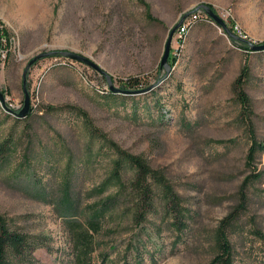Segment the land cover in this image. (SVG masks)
Masks as SVG:
<instances>
[{"label":"rangeland","instance_id":"374dc122","mask_svg":"<svg viewBox=\"0 0 264 264\" xmlns=\"http://www.w3.org/2000/svg\"><path fill=\"white\" fill-rule=\"evenodd\" d=\"M199 5L242 41L200 18L179 44L173 36L176 63L164 77L169 32ZM0 38V144L13 142L0 158V217L34 247L28 260L4 264H76L71 224L101 203L111 209L92 264H209L220 230L233 264H264V52L244 43L264 44V0H0ZM60 51L90 59L128 94L59 55L23 77L36 56ZM244 68L246 106L234 88ZM131 78L139 88H121ZM23 80L30 112L20 120ZM122 157L161 182L148 180L153 208L142 223L126 188L134 168L114 172ZM165 189L182 226L166 211Z\"/></svg>","mask_w":264,"mask_h":264},{"label":"trees","instance_id":"16d2710c","mask_svg":"<svg viewBox=\"0 0 264 264\" xmlns=\"http://www.w3.org/2000/svg\"><path fill=\"white\" fill-rule=\"evenodd\" d=\"M151 20L152 18L147 15ZM153 21V20H151ZM202 21V20H201ZM156 22V21H154ZM200 22V21H199ZM197 22L196 24H198ZM206 23H214L209 18L204 20ZM196 24L190 29V31L196 26ZM230 32L235 34L234 27L229 28ZM189 31V32H190ZM1 39V38H0ZM231 42H235L234 39H230ZM245 50L250 51L248 48ZM263 53V52H257ZM176 63V59L169 56L168 65L172 68ZM160 69V68H159ZM247 69L242 70L240 77L235 81L234 88L238 91L237 97L241 104H247L248 99L244 94L242 87L244 85V78H247ZM141 83L137 79L131 78L121 84V88L124 89H136L139 88ZM27 118V117H26ZM13 142L11 139H6L0 144V158H5L9 155L12 149ZM123 165L132 166L135 170V177L130 181L129 186L126 187L127 192L134 195L136 204L135 215L137 222L142 223L145 216L150 213L153 208V193L149 179L156 183H161L159 177L150 171L146 164L138 159H125L122 157L120 161L116 163V169L114 172L118 174L120 169H123ZM253 182L258 181L257 175L254 173L251 176ZM166 211L173 218H175L176 226H182V222L179 219H183L184 215L181 212L180 204L177 197L168 189H165ZM112 200V199H111ZM112 202V201H111ZM100 210L96 211L94 215L88 219L85 223H72V231L75 238L76 247V264H92V254L94 253L93 239L94 236L99 234L101 230V219L104 213L110 210V203H101ZM34 252L33 242L24 234L9 229V227L3 222L0 217V264L5 263L6 257L16 260H28ZM209 264H233L232 249L226 238L225 232L220 230L217 235V253L210 261Z\"/></svg>","mask_w":264,"mask_h":264},{"label":"water","instance_id":"95a60500","mask_svg":"<svg viewBox=\"0 0 264 264\" xmlns=\"http://www.w3.org/2000/svg\"><path fill=\"white\" fill-rule=\"evenodd\" d=\"M195 11H202L210 20H212L218 27H220L223 32L225 33L226 37L230 38V39H234L236 41H242L238 36L234 35L232 32H230V30L226 27L225 23L221 20L220 17H218L214 11L212 10L211 7L207 6V5H199L196 7ZM190 14L187 13L185 15H183L181 17V19L176 23V25L170 30L169 35L167 37L166 43H165V47H164V52L159 64V68L160 70H164L165 71V75L164 77H166V75H168L171 71V67L168 65V59L170 56V48H171V43H172V39L173 36L175 34V32L181 27L183 21L189 16ZM244 42V41H243ZM244 43L247 44V46L249 47L251 53H257V52H264V44H254L251 43L249 41H245ZM55 55H59L60 57L70 60V61H75L79 64H83L86 67L92 69L93 71H95L96 73H98L99 75H101L102 77L105 78L108 88L111 92L113 93H123V94H128V92H122V91H118L115 90L113 88V83H112V78L110 75H108L105 71H103L100 67H98L94 62H92L90 59L76 54V53H72V52H67V51H60V52H50V53H43L40 54L38 56H36L33 60H31L26 69L25 72L23 74V77L26 74V71L38 60L42 59V58H47L50 56H55ZM148 91L147 89L144 91H140L138 93H143ZM23 92H24V103H23V108L19 111V113H17L15 116L17 119H25L29 112H30V98L29 95L26 91L25 88V82L23 80ZM0 101L3 102V99L0 95Z\"/></svg>","mask_w":264,"mask_h":264},{"label":"built area","instance_id":"2783aa9c","mask_svg":"<svg viewBox=\"0 0 264 264\" xmlns=\"http://www.w3.org/2000/svg\"><path fill=\"white\" fill-rule=\"evenodd\" d=\"M202 11H195L192 14H190L182 23L181 27L175 32V41L177 44H179V39L182 38L183 31H186L187 26H188V21L192 20L193 18H208ZM235 32H237L236 29H234Z\"/></svg>","mask_w":264,"mask_h":264},{"label":"bare ground","instance_id":"6f19581e","mask_svg":"<svg viewBox=\"0 0 264 264\" xmlns=\"http://www.w3.org/2000/svg\"><path fill=\"white\" fill-rule=\"evenodd\" d=\"M205 19V18H204ZM200 20V18H193L192 20H189L188 21V26H187V29H186V31H183V35H182V37L183 36H185L186 34H187V32H189L190 31V29L198 22ZM158 87V84L157 85H152V86H150V87H148L147 88V90L148 91H146V92H143V93H141V94H144V93H149V92H151V91H153L155 88H157ZM144 90H146V89H144Z\"/></svg>","mask_w":264,"mask_h":264}]
</instances>
